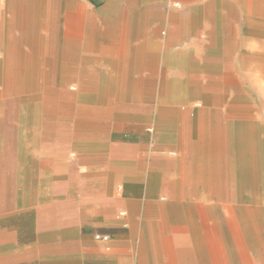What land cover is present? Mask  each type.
Returning <instances> with one entry per match:
<instances>
[{
    "label": "crops",
    "instance_id": "obj_1",
    "mask_svg": "<svg viewBox=\"0 0 264 264\" xmlns=\"http://www.w3.org/2000/svg\"><path fill=\"white\" fill-rule=\"evenodd\" d=\"M179 1L7 0L10 19L66 13L52 66L122 89L89 98L108 101L95 129L65 125L60 106L77 95L55 73L36 149H0V264H264V108L236 106L252 92L232 87L264 85L252 63L264 60V0ZM0 35V66L30 82L24 50ZM157 84L179 87L159 96ZM156 99L183 105L158 117ZM0 125L6 142L17 125Z\"/></svg>",
    "mask_w": 264,
    "mask_h": 264
},
{
    "label": "rangeland",
    "instance_id": "obj_2",
    "mask_svg": "<svg viewBox=\"0 0 264 264\" xmlns=\"http://www.w3.org/2000/svg\"><path fill=\"white\" fill-rule=\"evenodd\" d=\"M7 6V0H0V34H3L5 40L9 41V47H20L24 50L25 58L23 61L26 67L23 68L25 72L23 74V79L29 80L31 83H22L21 85H23V87L21 91H17L16 93L11 92V90L3 92V86L0 83V102L4 99L6 100L11 98V106L9 107H11L12 110L8 111L9 113H7V116L9 117L8 120L11 125H17L16 127H11L12 130L6 142L2 139L0 140V149L2 147L8 149L10 145H14L18 152V156H22L24 158L26 154H21L19 147L20 141L27 139L29 142V148L31 150H35L37 147V135L39 130L44 127V123L51 122V120L47 117L49 109L47 102L48 98L51 96L50 94H52L51 92L53 91L52 80L55 77H53L55 73L58 84L62 85L61 90H63V87L67 90L69 85H74V92H76L77 95L71 99H64L63 101L65 104L60 106L58 114L59 117L64 118L65 125L79 126L84 123H89L92 125V129H95L96 123L93 116H96V110L100 107V105L103 104L104 106H107L106 104L108 101L103 100L97 102L89 98L91 96H97L98 94L100 96L101 92H108L109 95L114 96L115 94L111 93L120 91L122 89V85H101L98 83L84 84L72 82L73 80H76V78L73 77L78 75L79 70L52 66V52L49 51L52 47L53 39L51 33L55 31L57 27L59 28V24H63V27L65 26L67 22L66 13H61L58 18H56L54 15L38 14L36 16L35 13L29 12L27 17L10 19L9 14L7 13ZM252 63L261 66L260 68L257 67V71L263 73L264 76V60H259L258 58L253 57ZM254 69L255 67L253 70ZM12 71L13 74H11V77L16 80V69L13 68ZM237 81L234 85H232V87L235 88V91H251L252 95L250 99H244L245 102H237L236 106L246 104L251 107L262 106L264 108V91L259 90L258 88L256 91L255 85H252V88L246 86V89H244L243 85H240ZM12 85L16 86L15 83ZM91 86H94V90ZM169 86L170 85L166 84H157L155 85L156 92L159 93V96H162L165 91H168ZM212 87V84L205 85V89L207 88L206 90H212ZM259 91H261V93ZM259 96L262 97L261 105L260 99H258ZM122 102L123 101H119L117 99L110 101V104L112 105H109V107L111 106L114 108L112 110L114 114L110 112L108 119L106 120L107 122L113 124L120 123L122 116L115 114H117V111H120L118 108H120V104ZM131 102L139 103L140 101ZM171 102L172 101H165L163 99L155 100L156 114L158 117L163 112V109H170L171 107L179 108L183 105L180 101ZM21 103L23 104L22 107H17V105ZM193 103L198 105L199 101H193ZM200 103H202V101H200ZM6 104H9V102ZM209 106H212V100L209 101ZM0 117L3 118V112H0Z\"/></svg>",
    "mask_w": 264,
    "mask_h": 264
},
{
    "label": "bare ground",
    "instance_id": "obj_3",
    "mask_svg": "<svg viewBox=\"0 0 264 264\" xmlns=\"http://www.w3.org/2000/svg\"><path fill=\"white\" fill-rule=\"evenodd\" d=\"M9 48V47H8ZM9 51V50H8ZM12 62V61H11ZM10 64V63H9ZM24 65V63H23ZM13 69V68H12ZM10 69L6 67H3V66H0V83L2 84L3 86V92H7V91H10L11 92H17V91H21L23 85H21L20 83H15V82H11L8 75L10 73ZM22 72V71H21ZM22 74V73H21ZM263 78V77H262ZM235 82V81H234ZM15 83L16 86H13L12 84ZM264 83V82H263ZM171 87H179V85H170ZM56 87V86H55ZM66 87V86H65ZM12 88V89H11ZM260 90L264 91V88H263V84H261L259 86ZM11 100L8 99H4L2 102H0V112L2 113L3 112V115L4 116H7V113H9L8 111L9 110H12L11 107ZM220 101V100H219ZM7 102H9V104H6ZM198 103V102H197ZM47 105L49 107L48 109V113H47V117L49 119H52V111H56L57 109V104H56V101H52L51 99H48V102H47ZM38 106V105H37ZM9 107V108H8ZM22 106H20L21 108ZM38 108V107H37ZM52 113V114H51ZM12 114V113H11ZM38 114V113H37ZM8 117V116H7ZM9 118V117H8ZM38 118V117H36ZM2 120V119H1ZM37 120V119H36ZM4 121V120H3ZM56 121V120H55ZM98 121V120H96ZM55 123V122H54ZM4 125V124H3ZM103 125V124H102ZM1 126V125H0ZM4 128V127H3ZM4 132V131H3ZM2 133V132H1ZM10 133V132H9ZM4 138V137H3ZM7 138H9V136H7Z\"/></svg>",
    "mask_w": 264,
    "mask_h": 264
},
{
    "label": "built area",
    "instance_id": "obj_4",
    "mask_svg": "<svg viewBox=\"0 0 264 264\" xmlns=\"http://www.w3.org/2000/svg\"><path fill=\"white\" fill-rule=\"evenodd\" d=\"M172 6L173 7H179L180 6V1L179 0H172ZM94 238L106 241V240L109 239V236L101 234V233H96V234H94Z\"/></svg>",
    "mask_w": 264,
    "mask_h": 264
}]
</instances>
